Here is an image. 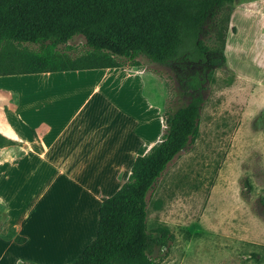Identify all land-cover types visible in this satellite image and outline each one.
<instances>
[{
	"label": "crops",
	"instance_id": "1",
	"mask_svg": "<svg viewBox=\"0 0 264 264\" xmlns=\"http://www.w3.org/2000/svg\"><path fill=\"white\" fill-rule=\"evenodd\" d=\"M226 6V63L235 74L249 75L247 60H237L255 42L264 53V0H233ZM22 77L33 80L7 83ZM0 80H5L0 134L13 142L0 147V264H53L54 251L77 249L66 262L95 237L99 207L128 180L135 157L161 137L163 112L151 100L142 70L106 67L8 74ZM62 190L71 191L72 198L64 199ZM88 217L95 229L83 242ZM10 228L26 241L6 238Z\"/></svg>",
	"mask_w": 264,
	"mask_h": 264
},
{
	"label": "rangeland",
	"instance_id": "2",
	"mask_svg": "<svg viewBox=\"0 0 264 264\" xmlns=\"http://www.w3.org/2000/svg\"><path fill=\"white\" fill-rule=\"evenodd\" d=\"M228 13L225 5L205 21L200 40L208 51L202 61L161 65L139 57L137 68L118 58L124 69L144 72L151 85L147 92L163 113L188 103L194 94L203 97L198 137L172 159L147 195V232L166 226L174 234L161 264H264V68L260 73L256 69L258 63L264 67V53L255 42L249 53L241 57L240 51L234 58L247 60L249 75L239 76L228 67L222 36ZM88 49L82 35L56 48L72 59ZM0 50V71H13L23 67V52L39 46L13 43ZM222 56L224 61L210 62ZM196 73L203 79L200 91L186 84ZM22 78L7 83L32 79ZM61 194L66 200L73 196L69 190ZM93 222L88 217L82 225L83 242L91 238ZM74 237L78 241L81 235ZM55 238L62 241L61 235ZM71 249L54 251L53 264H65L64 257L77 250Z\"/></svg>",
	"mask_w": 264,
	"mask_h": 264
},
{
	"label": "trees",
	"instance_id": "3",
	"mask_svg": "<svg viewBox=\"0 0 264 264\" xmlns=\"http://www.w3.org/2000/svg\"><path fill=\"white\" fill-rule=\"evenodd\" d=\"M232 1L0 0V49L13 43L39 46L19 56L21 69L0 75L124 68L118 58L137 68L139 57L161 65L196 63L208 51L200 40L205 21ZM76 35L89 47L84 54L72 59L56 50ZM224 60L214 57L210 62ZM186 84L200 91L203 79L196 73ZM202 102V95L194 94L188 103L163 113L161 137L147 153L135 157L128 180L102 201L95 237L65 264H161L166 259L174 234L166 226L147 232V195L172 159L198 137ZM10 144L0 134V147ZM5 237L19 244L26 241L13 228Z\"/></svg>",
	"mask_w": 264,
	"mask_h": 264
}]
</instances>
